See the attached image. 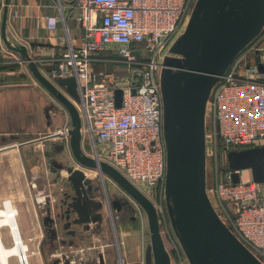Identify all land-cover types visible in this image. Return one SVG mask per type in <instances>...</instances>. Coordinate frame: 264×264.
<instances>
[{"label": "built area", "instance_id": "2783aa9c", "mask_svg": "<svg viewBox=\"0 0 264 264\" xmlns=\"http://www.w3.org/2000/svg\"><path fill=\"white\" fill-rule=\"evenodd\" d=\"M192 1L74 0L71 7L79 10L76 20L84 30L81 45L74 47L69 42L50 63L52 77L76 79L82 132L88 136L83 137L92 142L96 156L139 190L145 187L160 197L164 196L166 175L160 72L164 57L169 55L166 52L188 22ZM60 20V16L46 17L47 28L54 29ZM261 39L264 25L211 89L205 137L214 148L221 143L227 152L245 150L264 139V73L247 60L248 52L264 51V42L257 47ZM109 60L126 74L94 69L95 64ZM117 89L122 91L119 106L115 104ZM69 127L57 130L54 136L67 141ZM235 171L215 170L206 191L213 193L221 212H225L230 231L264 262V203L252 178L232 182ZM69 248L59 254L60 263L101 261L92 248Z\"/></svg>", "mask_w": 264, "mask_h": 264}, {"label": "water", "instance_id": "95a60500", "mask_svg": "<svg viewBox=\"0 0 264 264\" xmlns=\"http://www.w3.org/2000/svg\"><path fill=\"white\" fill-rule=\"evenodd\" d=\"M8 3L9 0H4L2 40L27 63L36 82L67 110L70 117L67 142L72 160L81 167L95 170L99 180L103 176L110 178L144 210L151 246V256L145 257L146 264H171L151 200L110 164L83 151L82 120L76 106L81 99L76 90V79L57 77L51 81L39 70L24 45L12 44L6 38ZM263 25L264 0H196L185 29L172 43L171 54L162 62L165 205L172 230L189 264H264L218 216L206 191L205 163V112L211 89L239 52L260 33ZM257 68L264 73L263 63H257ZM58 86L63 87L64 92ZM121 95L122 91L117 89L116 106L120 105ZM54 147L53 154L62 152L64 141ZM228 158L231 169L236 170L232 173V182H239L237 170L242 169H250L255 183L264 181V146L230 151ZM52 164L69 174L68 181L74 193V200L69 205L76 213L73 222L99 220V212L94 216L89 213L102 208V203L90 204L89 197L83 199L80 186L86 187L88 195L100 187L93 186L92 179L73 165L55 160ZM116 204L120 202L114 199L110 206L115 208Z\"/></svg>", "mask_w": 264, "mask_h": 264}, {"label": "crops", "instance_id": "0c3cea01", "mask_svg": "<svg viewBox=\"0 0 264 264\" xmlns=\"http://www.w3.org/2000/svg\"><path fill=\"white\" fill-rule=\"evenodd\" d=\"M73 3L74 0H9L8 3L6 38L12 44L24 45L39 70L53 82L57 77H52L50 73L52 59L59 57L69 42L74 47H79L84 34L82 26L76 20L79 10L71 7ZM3 6L4 0H0V202L2 196L14 195L11 187L13 182H22L27 179L41 180L43 184L38 194L45 196L44 205L47 206L41 212L43 216L40 225L48 222L50 223L48 226L52 227L57 226L59 222L70 221L76 227L69 226L65 231L69 234L71 241L74 239L76 243L96 225L99 227L104 225V215L101 211L103 208L89 213L90 216L100 213L99 220L95 222L74 223L73 217H76V213L72 210L68 216L70 219L66 215L67 207L63 206V203L66 199L70 201L74 199L72 192L68 191L69 174L65 169L53 166L52 160L74 166L65 138L63 139L65 149L53 154L54 146L62 142L54 134L57 130L70 126V117L62 104L36 82L27 63L21 60L19 54L9 50L4 44L1 37ZM48 16L61 18L52 30L47 28L46 17ZM258 54L262 60L258 63L264 64V54ZM99 65L95 64L94 69L96 70ZM21 73L25 75V78L20 80L18 77ZM59 88L64 92L63 87ZM205 127L207 131L208 125L205 124ZM84 141L87 143L83 137L82 149ZM255 145L256 147L264 146V139L257 141ZM24 166L28 173L24 172ZM106 177L103 176V179ZM239 177L241 180L252 178L250 169L240 170ZM257 190L264 203V181L257 183ZM80 191L83 199L89 197L90 204H94L93 198L97 192L88 195L86 187L82 185ZM17 211L9 199H6L0 207V249L4 252L7 264L13 259H17L18 264L19 262L30 264L27 253L29 248L24 243L20 231V227L25 228L27 225L26 213L22 208ZM105 212L107 214L108 211L105 210ZM114 212L122 215V208ZM133 222L131 217L129 223ZM127 228L125 220L119 224L120 233ZM4 230L8 231L13 244L5 245ZM124 234L128 232L125 231ZM124 237L125 241L120 242L121 261L123 264H141V245L137 237L134 235ZM18 245L21 255L16 251ZM105 256L109 258L110 264L114 263L111 248H106ZM145 257L144 254L146 264Z\"/></svg>", "mask_w": 264, "mask_h": 264}, {"label": "rangeland", "instance_id": "374dc122", "mask_svg": "<svg viewBox=\"0 0 264 264\" xmlns=\"http://www.w3.org/2000/svg\"><path fill=\"white\" fill-rule=\"evenodd\" d=\"M196 0L192 1V9L194 7ZM191 9V12H192ZM190 12V14H191ZM186 27V26H185ZM184 27V29H185ZM183 29V30H184ZM183 32V31H182ZM178 37V36H177ZM176 37V38H177ZM175 38V39H176ZM264 39H261L260 43L257 47L263 46ZM169 55L171 54L167 51ZM258 53H263L264 51H251L247 53V60L249 63L254 64L258 63L261 60V57ZM106 54H103L102 57H105ZM6 61V60H5ZM262 61V60H261ZM12 65V64H11ZM14 66H19L18 64H13ZM19 70V69H17ZM16 70V71H17ZM96 70H104L105 72H114L116 75H125L126 72H122L121 66L117 63L109 60L100 63L99 66L96 67ZM25 78L24 74H20L18 79ZM77 108H81L80 104H76ZM206 115V114H205ZM208 116H206V126L208 125ZM83 126V122H82ZM205 132L208 133L205 129ZM82 135L84 137L87 136V132L83 130ZM89 139V138H88ZM205 163H206V183L207 187H210L213 182L214 171L218 172L226 171L227 169H231L230 160L228 158V152L224 148L221 143H217L216 148L211 143L209 137H205ZM90 141V139L88 140ZM91 142V141H90ZM92 143V142H91ZM87 144L84 141L83 150L84 152L91 156L95 157L99 160H103L102 158H98L95 153V149L92 144ZM102 157V155L100 154ZM72 162V161H69ZM25 167V166H24ZM74 167L75 169H84V174L86 177L92 179V185L99 186V190L94 196L93 202H100L104 204L101 209L104 215V225L99 227L95 226L84 236L82 239L78 240V242L74 243V239H70L65 231L69 226H73L70 221H66L65 223L59 222L57 226L49 227L50 223H42L40 225L41 218L43 214L41 212L44 211L47 205H44L46 201L44 195H39L38 191L42 188L43 182L41 180H23L22 182H13L11 185L13 196H2V200L9 199L13 206L19 211L20 208L25 210L27 225L25 228L20 227L21 235L24 243L28 245L29 251L27 252L29 255L30 264H65L63 261L60 263L59 254L65 251L70 250V246L74 248L83 247L86 251L87 248H92L95 254L101 257V261L99 264L106 262L109 263V258L105 256L106 248H111L114 263L113 264H123L121 261L120 255V242L125 241L124 236H136L140 245H141V264L144 263V254L146 256H151V246H150V238H149V230L147 217L144 210L132 199L130 198L118 185H116L110 178L100 179L97 177V172L93 169H85L81 167L74 159ZM24 172L28 173L27 168H24ZM94 183V184H93ZM9 187V186H8ZM58 191V190H55ZM144 195H146L154 207L156 208L160 232L164 242V246L170 256L171 264H189L180 245L179 242L172 230L166 205H165V196L160 197L158 193H153V191L148 190L145 187H142L140 190ZM44 196V198H43ZM208 196L214 208H216V212H218V216L220 219L229 227L228 218L225 216V212H221L220 208L215 196L213 193L209 192ZM112 199L119 200L120 202H124V206L122 208V215L117 214L114 210H110V212H105L106 205H111ZM2 203V202H1ZM111 207V206H110ZM226 212L231 211V207L229 204L225 206ZM100 209H93L94 211H98ZM17 211V212H18ZM133 218L134 222L130 224V218ZM18 219V213H17ZM126 221L128 228L123 230V233L119 231V224L122 221ZM43 221V219H42ZM76 226H73L74 228ZM127 231L128 234H124ZM136 235H135V234ZM82 236V234H81ZM4 243L8 246L12 244L11 237L7 230L3 232ZM107 243V245H106ZM118 246V248H117ZM105 259V260H104ZM9 264H18L17 259H13ZM152 264V263H151Z\"/></svg>", "mask_w": 264, "mask_h": 264}, {"label": "flooded vegetation", "instance_id": "af4514ba", "mask_svg": "<svg viewBox=\"0 0 264 264\" xmlns=\"http://www.w3.org/2000/svg\"><path fill=\"white\" fill-rule=\"evenodd\" d=\"M68 191H71L72 192V194L74 195V193H73V190H71V188H70V183H68ZM73 197V196H72ZM74 200V199H73ZM73 200H65V202H64V200H63V206H65V207H67V210H70L71 211V209H70V205H69V203H71ZM120 202V201H119ZM98 203V202H97ZM95 204V203H94ZM103 205L104 204H102V207H103ZM119 206V210L121 209V208H123V206H124V202H120V204L118 205V204H116L115 205V208H113L112 206L110 207L109 205L108 206H105V208H106V210L108 211V212H110V210H115V211H119V210H116L117 209V207ZM70 211H66V215H67V217L69 216V214H70ZM69 218V217H68ZM76 217H73V220L75 219ZM70 219V218H69ZM72 219V218H71Z\"/></svg>", "mask_w": 264, "mask_h": 264}, {"label": "bare ground", "instance_id": "6f19581e", "mask_svg": "<svg viewBox=\"0 0 264 264\" xmlns=\"http://www.w3.org/2000/svg\"><path fill=\"white\" fill-rule=\"evenodd\" d=\"M5 201H6V200H5ZM5 201H4V202H5ZM2 204H3V203H1V206H2ZM1 206H0V207H1ZM12 244H13V243H12ZM16 251H17L18 253H20V255H21V249H20L19 245H18ZM0 264H7V263H6V259H5L4 252H2L1 249H0Z\"/></svg>", "mask_w": 264, "mask_h": 264}]
</instances>
